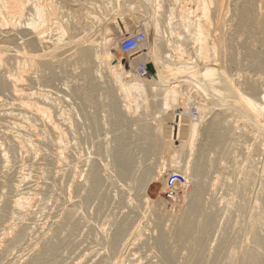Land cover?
<instances>
[{
    "label": "bare ground",
    "instance_id": "6f19581e",
    "mask_svg": "<svg viewBox=\"0 0 264 264\" xmlns=\"http://www.w3.org/2000/svg\"><path fill=\"white\" fill-rule=\"evenodd\" d=\"M67 1L69 2V4L73 3V5H70V7L72 9L74 6L75 7L77 5L79 6V4L81 2V0H80V2L79 1L76 2V0H67ZM67 1L66 0H0V98L3 97L1 99H5L3 93H7V94L11 95L16 100V101L14 100L16 103V104H14V109H15V105H16V107L19 108V109L17 108L20 111L19 113H21L18 115H15V114L13 115L12 113H10L13 116L20 117V119H15L17 121V123L15 124L16 125L15 128H17V130L19 132L16 130V132H18V133L16 135H13V136H10L11 134H9L10 138L11 137L14 138V141H10V142L16 143V144L13 143L14 146L16 145L15 147L19 148V150L22 151L23 153H27L26 155H28V156H31V155L35 156L36 155V156H38V158H40V156L37 154L45 153V151H46V155H47V152H48V154H50L49 150L48 151L46 150L48 148L50 150L52 149L53 153L55 152L56 158L58 159V161L55 162L56 159L54 158L53 161L55 163H57L59 161H61V163H63V162H65V160L68 159L67 156H66L67 159L65 158V160L62 159L63 157L61 158L60 156L61 155L63 156V153H65V152L66 153L68 152L67 154H70L69 152L72 151L69 148L71 146L69 144L68 139L71 136L72 132H73L74 136L79 137V134L77 135L76 131L78 130V133H79V129L82 128L81 124H79L81 126V127H79L76 122L73 124V122L75 120L72 121V119H71L72 124H70L71 123L70 122L69 127L65 126L67 128V130L65 129L66 130V132H65V130H62V129H64V128H62V126L64 127L65 124H68L66 122L63 125V123L65 121H68L69 118L68 119L65 118V120H61V119H63V116H62L63 114H62V115H59V116H62V118L60 120L57 119V117H58L57 111L52 110L55 107V106L53 107L52 101H50V102L48 101V102H45L43 104L41 103L42 104V106H41L38 97L29 98L30 93L29 94H26V92L23 93L24 92V91L22 92L23 89H21V88L19 89V87H22L21 84L24 83V81L26 83L28 82L29 84H31L34 81H37L35 79L39 80L38 77L37 78H35V77L37 75L40 77V75H39L40 73H43L46 71H48L50 73L51 71H54V69L60 68L61 66L68 65V64L77 66V69H79L78 71L82 75V78H84L85 82H87L89 85H91L90 83H92V86H89L90 87L89 89H91V90L90 91L86 90L87 91L86 93L85 92L81 93L82 91H80V92L75 91V90H72V91L75 92L76 93L75 96H77L78 99L81 100V104L80 103L78 104V105H80V106H78V108H79V112H81L79 114H81L82 117L85 118V120H84V118H82L83 122L87 121L88 126H90V129H92L94 134H96L95 132H97L99 130V128H100L99 126L102 127V124H105V123L102 122V124L100 123L101 125H99L98 122L100 120L99 121L97 120L96 114L93 112L90 113L88 111L89 107L87 104H85V101H87V102L90 101V100H87L89 98L88 95L91 93H92V95H93V93H97V92L99 93V97H97L95 99V101H94V99L92 101L94 102L93 104L96 105V107H98L100 110L102 108H107V107H105L106 104L107 105L111 104V106H112L111 107L112 110L109 109V110H111V113L108 114L109 115L108 120L111 121L119 129V130L117 129V131H119V133H118V135L115 136V139L113 138L114 141H116V142L113 141L115 143V145H114L115 147H114V149L112 147V150L110 149L111 153L110 152H109L110 154L108 153L110 156L107 154L108 147L110 145L107 147L106 150H105V146H104L108 141L105 144L101 145L100 147L103 146L104 148H100V149L103 150L102 152H104V153L106 152V155L109 156L111 159H113L112 162H114V165L116 164L115 165L116 171L114 170L115 174L112 172L113 175H115V178L118 177V178H120V180L121 179L126 180V179H129L132 176V174L134 176L133 168H135V166H133V168H132V165H134L135 160L133 158L129 157V155H128L129 153H126L127 147H130V145L132 147L135 144L136 149L140 152V153H138V152L137 153L141 154V156L143 157L142 158L140 156L141 159H145V158L147 159L148 157H150L152 159V157H154V156L156 158V155H159V156L163 155L166 158V160H164V162L161 159L160 160L162 162L161 161L157 162L158 161L157 159H156L157 161L154 160L152 162V160L150 159L151 160L150 161L148 158V160L150 161V164L145 163V165H147V166L142 165L144 167H141V168L137 167L138 169H141V173H138L139 170H137L138 171L137 173L139 176L137 175L136 178L132 176L133 187L135 186V188L138 191L139 190L143 191V189H146V191L148 190V192L150 193L149 196L146 195L147 199L145 197L146 200L144 201L145 202L144 204L151 202L152 206L154 208L153 209L154 212H151L150 218H147V219L149 220V222L150 221L152 222V225H154V228L157 227V229H159V231H158L159 233L157 232L158 234L156 235V237L154 239V245H155V248L157 249L158 253L160 254V258L162 260H166L169 263L172 262L174 264V255L172 254V252H169L171 246H168V244H170L171 242L176 243V245L183 246L186 251H198L200 248H202L201 247L202 242H203L204 236L207 232L208 226L210 224H212L213 222H217L218 219L220 218V215L217 214L215 212V210L211 209L210 211H208L206 209V207H205L206 198H204V194L206 195V186H204L203 182L201 183V181L199 180L201 183L200 184L199 181L196 180L197 178L195 179V177H200V176H203L208 171L210 172V170L218 162L219 163L221 161L224 162L226 159L232 160L231 163L234 164L232 166V168H233V170H235L236 169L235 165L238 164V162H239L237 160V155H236L237 153L235 152V149H236L235 147L237 145L235 139H242V138L247 140V142L249 143L247 145L248 148L245 147V149H248V150H246L247 151V153H245L246 158L244 159L246 163L238 164L239 165L238 171L234 172V174H237L239 176V177H236L237 181H236V179L234 181L232 180V182L230 181L231 179L226 180L223 184L224 187L222 184H221V186L223 188H225V190H227L226 192L230 193L229 195L233 196V197H231L232 199L229 198L230 199L229 204L236 203L234 208H236L237 212H239V213L240 212H246V221H245L244 225L242 226V229L245 231L244 233L248 237L249 241H252L258 247L263 246L264 245V235L261 234L262 232L260 231V229L262 227H264V161L261 160L263 164H262V167H260L261 168V170H260L259 168L256 167V162L253 161L252 155L255 154V156H258V157L264 156V90L260 91V88L258 86L260 84H263L262 81H264V80H262V78L260 76V78L255 79V80H253L254 78L253 79L252 78L251 79H244V81H243L244 83H241V82H238V80L236 81V80H233L232 78H230L229 77L230 75L229 76L227 75L226 68H224L225 66L222 67V65H225L222 61L225 57H222L223 59L221 60L220 59L221 57L218 56L219 51L222 48H223L222 50H224V52H226V53L223 52V54L228 53L227 57H226V58H228V60L225 63H227L228 65L232 64L233 66H236V67H241L242 65H244L243 64L244 62L242 60H240L239 58H237L238 52L235 53V55H237L235 57L234 51H233L234 45L232 47L233 50L231 49V46L226 47L227 45H222V44L220 45V43L222 41L230 39V38H228V36L221 35L220 32L218 31L220 29H217L218 26H220L226 20L228 21L230 19V18L226 19V20L224 19V18H226V16H225L226 14L224 12L226 10L231 9V7L228 6L229 4L227 5L228 0H184L190 4L192 3L195 5L194 11L191 8H187V4L184 1L180 4V6L179 5L177 6L178 8L175 5L176 9L170 10V9L165 7V4H166L165 0H125V2H127L128 4H122V5H121V0H98V2L100 4L98 5L99 7H96L95 9H97L96 11L99 13L101 11H98V10H103V11L108 10V12H110V11H112L111 9L114 10L116 8L118 10V7L123 8L126 5L128 7L127 8L128 11L131 10L130 12H134V15H131L134 18V23L132 21L133 27H135V28H137L139 26L142 27L145 30L144 33H146L148 36V40L143 44L147 48V53L146 54L144 53L143 55L148 56L150 58L149 65H151V66H149V67L151 68L150 70L153 69L156 72V75L158 77V80L156 82H149L147 80H142L141 79L142 77H140V75L136 74L135 71L133 73H132V71L131 72L126 71L124 69L123 64H122V60H121L122 58H119L117 56V53L119 51L117 53L115 51L118 48V46H115L117 43H115L113 41V39H112L113 37H111V35H108V34H105V35L101 34V37L96 38L97 35L100 36V34L96 33V36H95V34H94L95 32L93 33L95 37L89 36V32H90L89 30H91V28L88 29L89 27L87 28L86 26L88 24L90 25V23H92L93 20L89 17L92 20L90 22V19L88 21V19H85V18L87 16H91V15L85 14L86 17L84 18L80 14V16L83 17V19L87 20L88 24L85 23L86 21L84 22L87 25H85L82 22V21H84L83 19L80 22H78V21L76 22L75 17H74L75 18L74 20H72L73 18L70 19L71 18L70 13L72 12L74 14V12H77L78 10H77V8L72 10L68 6ZM83 1H82V4L85 3V2L83 3ZM176 1L177 0H175V2ZM179 1L180 0H178V2ZM250 1H254V0H237L236 4H234L233 8L231 9L233 11L232 12L233 16H231L232 18L230 19L229 22L233 21L236 23L235 31H236V33H239L238 34L239 37L249 34L253 38L256 39L257 43H260L264 47V17L261 18L260 14L258 17L255 15L256 11H255V7L253 4L255 2H250ZM75 2L78 4L75 5L74 4ZM92 3H95V2H92ZM232 3H233V1H232ZM262 3L264 4V0H261V4ZM90 5H91V3H90ZM83 6H85V4ZM83 6H81V7L83 8ZM121 8H120V12L122 14H124L122 11L123 9L121 10ZM65 9H66V11H65ZM67 9L71 10V12L68 11ZM84 9H85V7H84ZM116 9L114 11H116ZM81 10H83V9H81ZM81 12H83V11H81ZM79 13L80 12L78 11L77 16H79L78 15ZM117 13H118L117 14V16H118L119 12H117ZM66 14L68 16L70 15L69 19L64 18V17L68 18V16ZM83 15H84V13H83ZM109 15H112V14H109ZM114 15L116 16V13H114ZM164 16H165V18H164ZM91 17H93V16H91ZM95 17H93V18H95ZM104 18L105 17H103V19ZM112 18H113V16H111L109 19L113 20ZM175 18L178 20L174 22L173 19H175ZM78 19H81V18H77V20ZM99 20H100V18H99ZM73 21H75V22H73ZM100 21H102V20H100ZM107 21H108V19H107ZM212 21H214V23H215L214 24L215 25L214 30H212V28L210 27V25L212 24ZM96 22L97 21H95L94 23H96ZM166 22H168V24ZM94 23H92V24H94ZM106 23L108 26L109 25L108 22H106ZM97 24H98V22H97ZM164 24L169 25V26L172 24L173 27L170 30V32L166 33V30H165V32H164V30L163 31L161 30L162 28L164 29V27L166 26V25L162 26ZM102 25H104V24H102ZM128 25H129V23H128ZM161 26H162V28H161ZM90 27H92V26H90ZM93 27H94V25H93ZM95 28L96 27H94L93 29H95ZM167 28H168V26H167ZM93 29H92V31H94ZM101 29H102V27H101ZM109 29H111V28H109ZM115 29H117V28H115ZM115 29H113V30H115ZM127 29H128L127 26H125L124 30L126 31ZM131 29H132V27H131ZM131 29H130V31H131ZM138 29H135V30H138ZM169 29L167 31H169ZM95 30H98V29L96 28ZM106 32H104V33H106ZM111 32H109V33H111ZM113 32H116V31H113ZM126 32H128V30ZM98 33H100V32L98 31ZM120 34H121V32H120ZM146 34H144V36ZM115 35H117V34H115ZM164 35L168 36V37H165ZM234 35L235 34H233V37H234ZM126 37H128V36H126ZM230 37H232V36H230ZM119 38H120V35H119ZM124 38L122 36V39H124ZM237 38H238V36H237ZM115 39H117V37ZM120 41H118V42H120ZM237 41H238V39H237ZM250 44L248 43V47L244 48V54H242L241 59L246 61L247 65L249 67L254 68V69H258L259 72L264 74V53H262L260 55V54H258L259 53L258 52L256 55V52H254L252 49V48H254L253 45L255 43L253 42L252 48H251ZM188 45H191L192 48H190V46H188ZM112 46L117 47V48L114 49ZM187 46L189 47L188 49L192 50V53L194 54V59H193V54H192V57L190 55H189V57L184 56V54L186 52L187 53L190 52V51H186V50H188L186 48ZM70 50H71V52H70ZM67 51H69V53H71V55L70 56L66 55L67 59H60L59 57L60 56L63 57L62 55L64 53H66ZM132 54H135V52ZM140 55H142V54H140ZM136 56L133 55V60L136 58L138 60L139 55L137 57ZM145 56L143 58H145ZM134 57H136V58H134ZM56 58H58L59 60H62V61L58 62L59 60L57 59V61H56L55 60ZM141 60H143L142 56L140 57V61ZM133 62L134 61H132V63ZM137 62H139V61H137ZM141 62H143V61H141ZM74 66H72V67H74ZM9 67H11V68L9 69ZM125 67H126V65H125ZM77 69H76V71H77ZM100 70L102 71V75L100 73L101 72ZM227 70H228V67H227ZM27 71L31 72L30 74H33V75L37 74V75H35V77H33L31 75V77H30L29 73L26 74ZM44 74H46V73H44ZM76 74H77V72H76ZM55 75H57V72H55ZM59 75H61V74H59ZM99 75H101V78L103 79V81H101L102 83L98 82L99 81L98 79L102 80ZM62 76H64V75H62ZM244 76H245V74H244ZM243 77H242V79H243ZM263 77H264V75H263ZM26 83L22 84V85H25V88H26ZM29 88H30V85H29ZM192 88H193V90L195 88V90L192 91ZM34 93L32 95H34ZM1 94H2V96H1ZM7 96L8 95H6V99H8V102H9V98H7ZM65 97L67 98V96H65ZM69 97H71V95ZM47 98H49V96ZM1 99H0V101H1ZM43 99H44V97H43ZM73 99L75 100V98H73ZM17 100H19L18 105H17V103H18ZM49 100H50V98H49ZM52 100H53V98H52ZM5 101H7V100H5ZM14 101H13V99H12V101L10 100L11 103L12 102L14 103ZM83 101H84V103H82ZM178 101H180V102L181 101H183V102H185V101H187V102L191 101L192 102L193 101L194 102V103L193 102L190 103V105L195 104L198 107L197 109H200V111L199 110L198 111L201 113L198 123H191L189 121V119L187 118L188 115H186L188 112L187 113L185 112V114L183 112L181 115H179V117H177L178 121H176L177 123L174 124V117H173L174 113L171 110H175L174 107H177L176 104L178 103ZM1 103H2V101H1ZM214 103H216L215 106L218 107V109H212L211 107H209V105H213ZM72 105H73V103H72ZM187 105L188 104H186V109L188 108L187 110H189V107H187ZM9 109H11V108H9ZM183 109H184V107H183ZM18 110H16V111H18ZM109 110H108V113L110 112ZM106 111H103V112H106ZM138 111H140V112H138ZM59 113H60V111H59ZM27 114H29V116ZM56 114H57V116H56ZM106 114H107V112H106ZM108 115H107V117H108ZM205 115H209V116L211 115V116L207 117L208 119H205L206 118ZM13 116H10V117H13ZM55 116H56V118H55ZM98 117H99V115H98ZM237 117H239L240 120H242V119L243 120L240 122V120ZM13 119H14V117H13ZM13 119H12V121H13ZM35 120H37V121H35ZM40 121L42 122L41 123L42 125L39 124V127H37L36 124L40 123ZM34 122H37V123H34ZM107 123L108 122H106V124ZM109 124L107 126H109ZM43 125L46 126V128H44V131L40 128V126H43ZM110 126L112 127V124ZM131 126L133 127V129ZM77 127H79V129H77ZM39 128H40V130H42V132L39 131ZM45 129H47V131H45ZM68 129H72V132ZM85 129L87 130V128H85ZM100 130H101V128H100ZM126 130H128V132ZM69 131H70V133H69ZM16 132H14V133H16ZM89 133H91V131ZM84 134H86V132H84ZM94 134L91 135V137L93 136L95 138ZM89 137H90V134H89ZM13 138H11V139H13ZM76 138H74L75 141H76ZM80 138H81V135H80L79 139ZM82 138L84 139V137H82ZM82 138H81V140H82ZM105 138H108V137H105ZM105 138H103V140ZM79 139L77 140L78 142H79ZM111 139H110V141H111ZM69 140H73V139H69ZM93 140L96 141V139H93ZM93 140H92V142H94ZM98 140H100V139L98 138ZM77 141L75 143H77ZM90 141H91V139H90ZM237 142H239V141H237ZM240 142H241V140H240ZM81 143H83V142H81ZM97 143H98V141H97ZM235 143H236V145L234 147ZM99 144H102V143L99 142ZM94 146H97L96 148L99 147L98 144L97 145L95 144ZM94 146H91L92 149L94 148ZM91 147H89V148H91ZM1 148H0V151H1ZM74 148H75V146H74ZM68 150H70V151H68ZM96 150H99V149H96ZM96 150L94 149V151H96ZM100 151H99V153H101ZM50 152H52V151H50ZM96 152H98V151H96ZM209 152H213L214 154H218V155H216L215 158H213L212 156L209 155ZM3 153H4V150H3ZM73 154H75V153H73ZM102 154H101V157H103V155L105 157V154H103V155ZM193 154H194V157H192L193 160L190 158V160H192V163H190V161L188 159H189V157L193 156ZM93 155H96V154H93ZM178 155L180 158H181V156H183V158H184V162H182V164H180L181 161L178 162V157H177ZM1 156H0V159L3 158ZM98 156L96 157V159L98 158ZM159 156H157V157H159ZM42 157H44V156H42ZM49 157H51V154ZM53 157H55V156H52L51 158H53ZM72 157H75V156H72ZM101 157H99V159H97L99 161L93 160L90 163L88 162V164H87L89 166V169H88L87 174L85 173L86 174L85 180L84 181L82 180L83 181L82 184L80 182V187H81L80 189H82V195H80L81 199L82 198L83 199H89L92 196V194H96V193L97 194H103V193H99V192H101L102 188L104 187L103 186L104 182L102 183V180L106 181V179L104 180V178H106V177L101 179V175H103V172L104 173L107 172L106 167L109 164H107L106 166L104 165L105 163L102 164L101 163L102 162ZM5 158H7V157H5ZM45 158H46V156H45ZM60 158L62 160H60ZM262 158L264 159V157H262ZM90 159H94V158H90ZM100 159H101V162H100ZM48 160H49V158H48ZM48 160H47V162L50 161V160L49 161ZM81 161H82V158H81ZM243 162H241V163H243ZM5 163H7V162H5ZM49 163H46V164H49ZM67 163H68V165L71 164L70 161H68ZM157 163L158 164L160 163V165H162L164 163L163 165L169 166L170 169L175 168V170L177 169L176 171L184 173L185 175H188L190 177V179H191V177L192 178L194 177V179L197 181V183H199V184L195 183V185L193 184L192 189L189 192L187 191L188 193L186 192V196H187L186 200L188 202V203L185 202L187 204L186 209H184L183 211L179 210V213L177 212L178 211L177 210L176 214H178V215L173 214L170 216L169 214H166V211L164 212L165 200L162 199V197H161L162 194L159 193L162 189H161V186H158V183H156V180L158 179L159 174L162 173V172H159L160 167L158 168L159 165ZM54 164H53V166H54ZM63 164H61V166ZM42 165L44 166V163ZM59 165H60V162H59ZM64 165L67 166L66 162ZM138 165H140V164H138ZM72 166L74 167L75 164ZM57 167H59L58 163H57ZM69 167H71V166H69ZM73 167H72V169H73ZM221 167L222 166H220V169H221ZM41 168H43V167H41ZM59 168H57V169L59 170ZM61 168H60V170H61ZM163 168H164V166H163ZM224 168H225V166H224ZM64 169L65 170L62 169L63 172L61 171L62 174L59 177H61V176L64 177L65 179H67L68 183L69 182L72 183L73 180H76L77 177H75V175H74L75 174L74 169L72 170L71 168H68V166ZM113 169H115V168H113ZM157 170H158V173H156ZM21 171H22V173L24 172L23 170H21ZM12 172H14V171H12ZM22 173H21V175H22ZM109 173H111V172H108V174ZM24 174H25V172H24ZM27 174H28V172H27ZM58 174H60V173H58ZM40 175H42V173H40ZM55 175H57V174H55ZM178 175H179V173H178ZM29 176H31V175L29 174ZM77 176H79V175H77ZM81 176H82V174L79 177H81ZM154 176L157 177V179H155ZM253 176L256 177V179H255L256 184L251 183V178ZM22 177H19V179L21 178L20 182H23L27 176L25 174V176L23 178ZM43 177H46V176H43ZM30 178L31 177L28 178V181ZM109 178L111 179L112 177H109ZM118 178H116V179L118 180ZM51 179L53 180V178H51ZM61 180H62V178H61ZM187 180H189V179H187ZM43 181H44V179H43ZM49 181H51V180H49ZM52 182L54 183V180ZM28 183H30V182H28ZM44 183H46V182H44ZM48 183H50V182H48ZM115 183H116V181H115ZM117 183H119V182H117ZM110 184L111 183H109V185ZM213 184H215V183L213 182ZM213 184L210 185L211 188H210L209 195H208L212 199L214 196L213 193H215V192H213V191H215ZM55 185H54V187H55ZM77 185H78V183H77ZM254 185H255V187H254ZM15 186H13V187H15ZM27 186H29V185H27ZM69 186H70V184H69ZM186 186H187V183H186ZM17 187H19L18 184L15 188H13V190L14 191H15V189L17 190ZM39 187H40V185H39ZM44 187H46V186H44ZM77 187L79 188V186H77ZM77 187L75 185V188H77ZM41 189H42V187H41ZM70 190H71V188H70ZM14 191H12V192H14ZM17 191H19V188ZM25 191H28V190H25ZM128 191H130V190L128 189ZM106 192H107V190H106ZM121 192L122 191H120V193ZM15 193H16V191H15ZM123 194H125V192ZM123 194H121V195H123ZM145 194H143V195H145ZM18 195H19V192H18ZM27 195H28V197L25 196L24 193L20 194V196H17V194H16L17 197L15 196L16 198H14V196H13V200L10 199L12 201H10L9 206L8 205H7L8 207L6 206L7 207L6 209L9 212L8 217H10L9 222H12V224L11 223L10 224L5 223L7 225H5L6 227L4 226L5 228H4L3 233L0 232L4 238V241L2 240L4 243L2 244V246L0 245L1 249L3 248L2 250L0 249L1 252H3V250L6 251L9 248H16V247L18 248L21 243H22L21 244V246H22L26 235L28 236V234H26V233H28L30 230H32V227L29 230L28 227H30V226L29 225H28V227H27V225L25 226V223L22 222L23 220L21 219V217L25 216L26 213L28 212L29 204L32 205L30 203L32 198L29 197V194H27ZM118 195H119V193H118ZM183 195H184V192H183ZM221 197H223V196H221ZM70 198H72V197H70ZM224 198H222V199H224ZM239 199H244V200H243V202H239ZM179 200H181V199H179ZM179 200L177 199V201H179ZM207 200L210 201L209 198ZM32 201H34V200H32ZM248 201H249V203H248ZM66 204H67V202H66ZM178 204H180V203H178ZM98 205L100 206V208H101V206H103L102 202H100V201H98ZM69 207L70 206H68V208ZM73 207H74V205H73ZM136 207L134 206V208H136ZM100 208H98V209H100ZM183 208H185V207H183ZM71 210H70V212H71ZM73 210H72V213H73ZM136 210L138 211L137 208H136ZM232 213L233 212H231L230 214H232ZM174 215L177 216V219H178L177 220L178 221L177 222L178 223V229L174 233L172 240H171L170 236L167 235V230H168L167 224H169L172 220L167 224H166V222L169 221L168 218L175 217ZM16 216L20 217V220H22L21 222L24 223V225L23 224L18 225V223L20 221L18 220V218ZM73 216L70 213L68 216H66L68 218L65 220V222L71 226L75 225L74 223H72L71 217H73ZM27 218H28V216H27ZM15 220L17 221L16 222L17 225L15 222L13 223V221H15ZM127 221H128V219L125 220L126 224L128 223ZM123 223L124 222H122V224ZM129 223H131V221H129ZM12 225H14L15 227H13ZM137 225H138V223L136 224V226ZM123 226H124V224H123ZM35 227H36V225H35ZM148 227H149V225H148ZM124 228L126 229L125 226L124 227H118L117 230L112 234V236H110L111 239H109V240L107 239L108 241L106 240L107 241V244H106L107 246H105L106 251H104L105 253H103L102 254L103 256H101L104 259V261L106 259H108L111 262L113 261L112 264H123L125 258L127 260L126 253L129 252V249L131 248L132 245L135 244L136 241H134V244H132V245H130L129 242L125 241V239H124L125 237L121 235V232ZM35 229H37V228H35ZM133 229H135V228H133ZM145 229L147 230V228H144L143 230H145ZM148 229H150V227ZM2 230H3V227H2ZM2 230H0V231H2ZM145 231H143V232H145ZM140 232H141V229H140ZM142 233H140V234H142ZM138 234H139V232H138ZM138 234H137V236H138ZM129 235H128V233L126 235V237H128V239H129V237H131V234H129ZM142 236H143V234H142ZM142 236L140 235L139 237H142ZM147 236L145 235L146 240H147ZM135 238H137V237L135 236ZM135 240L139 241V239H135ZM141 241H143V240H141ZM136 245H137V242H136ZM248 245L249 244L246 243L243 246H234L231 250H229L226 254L227 261L225 264H264V258H262V254L261 253L256 254L253 251H249L246 248V247H248ZM143 246H139L140 249ZM128 247H130V248H128ZM137 247H138V245L136 246V248ZM224 247L225 246H221V245L217 246L216 245V248H214L213 250H210V253H209L210 259L208 260L207 264H215V260L217 258V255L219 254V251L222 250ZM101 248H102V246H101ZM133 248H131V249H133ZM130 251H132V250H130ZM136 252L138 253V250ZM107 261H106V263H107ZM110 261H109V263H110ZM128 261H129V259H128ZM82 262H84V261H82ZM133 263H134V261H133ZM139 264H140V262H139Z\"/></svg>",
    "mask_w": 264,
    "mask_h": 264
},
{
    "label": "rangeland",
    "instance_id": "374dc122",
    "mask_svg": "<svg viewBox=\"0 0 264 264\" xmlns=\"http://www.w3.org/2000/svg\"><path fill=\"white\" fill-rule=\"evenodd\" d=\"M67 1V0H66ZM80 2V0H76V2ZM82 1L80 2L79 6L77 5L78 3H74L75 5H77L76 7L74 6L73 9L70 7V5H73V3L69 4V2L67 1V4L68 6L74 10L77 8V10L80 12L77 16V12H74V14L71 12V10L67 9L68 11H70V17L68 16L67 17H64L65 19H72L74 20L76 18V22H80L83 17L85 18L86 15H91V16H87L85 19H90V22L92 21V23H94L95 21L97 22L92 24L90 23V25L88 24L87 20L83 19L84 21H82L83 23H87L85 25H87L86 27L88 29L91 28V30H89V36H96V33L97 34H100L97 35L96 38L98 37H101V34H108V35H111V37H113V41L115 43H117L115 46H118L117 47H114L112 46L114 49L117 48L115 51L117 53V56L119 58H122V64L124 66V69L126 71H132V73L135 71L136 74L140 75V77H142L141 79L142 80H147L149 82H156L158 80V77L156 75V72L152 69L150 70L151 68L149 66V61H150V58L148 56H145L143 55L144 53L146 54L147 53V48L143 45L147 40H148V36L145 32V30L142 28V27H133L132 25V21L134 23V18L131 16V15H134V12H130L127 10V5L124 6L123 8H121V10L123 11L124 14H122L120 12V8L118 7V10L116 9V11H114L113 9H111L112 11L108 12V10H98V11H101L100 13L97 12L95 9L96 7H99L98 5L100 4L98 2V0H84L83 3L85 4V6H83L84 4H82ZM124 1V2H123ZM121 0V5L122 4H128L127 2H125V0ZM167 1V2H166ZM171 1V2H170ZM173 1V2H172ZM184 0H180L178 2V0L175 2V0H165V7L172 10V9H176L175 8V5L176 7L183 2ZM230 1V2H229ZM233 1V3H232ZM236 1L237 0H228L227 2V5L229 7H231V9L233 8V5L236 4ZM92 2H95V3H92ZM186 4H187V8H191L193 11L195 10L194 7L195 5L194 4H190L188 3L187 1H184ZM250 2H255L253 3L254 4V7H255V11H256V16L258 17L259 14L261 16V18L264 17V4L262 3L261 4V0H254V1H250ZM89 3V4H88ZM91 3V5H90ZM175 3V4H174ZM82 4V5H81ZM88 4V5H87ZM95 4V5H94ZM90 5V6H89ZM97 5V6H96ZM174 7H173V6ZM83 6V8L81 7ZM88 6V7H87ZM172 6V7H171ZM81 7V8H80ZM85 7V9H84ZM90 7V8H89ZM171 7V8H170ZM94 10H93V9ZM178 8V7H177ZM83 9V10H81ZM226 10L224 13L226 14V18H224L225 20L226 19H231L233 16V11L232 10ZM66 11V9H65ZM83 11V12H81ZM134 11V10H133ZM108 12V13H107ZM113 12V13H112ZM117 12H119V17L117 16ZM260 12V13H259ZM84 13V15H83ZM114 13H116V16L114 15ZM137 13V12H136ZM80 14L83 16H80ZM86 14V15H85ZM109 14H112V15H109ZM122 14V15H121ZM101 15V16H100ZM121 15V16H120ZM111 16H113V20L109 19ZM75 17V18H74ZM90 17V18H89ZM100 21L99 20V18ZM103 17H105L103 19ZM117 17V18H116ZM63 18V19H64ZM77 18H81V19H78ZM116 20H115V19ZM165 18V16H164ZM64 19V20H65ZM96 19V20H95ZM108 19V21H107ZM230 19L227 21H225L224 23H222L220 26L217 27V29H220L218 30L220 32L221 35H224V36H228V38H230L229 40H224L220 43V45H227L226 47L228 46H231V49L233 47V51H234V55L236 52H238V57L240 60H242L244 63V65H242L241 67H236V66H233L232 64L228 65L227 63H225L228 58L227 57V54H223L224 50H220L219 51V57H221L220 59L222 60L223 58L222 57H225L222 61L225 65H222V67L226 68V72H227V75L232 78L233 80H238V82H241V83H244V79H258L262 78V80H264V77L261 72H259L258 69H254V68H251L247 65L246 61H244L243 59H241L242 57V54H244V48H247L248 47V43L250 44L251 48H252V45H253V42L255 43L253 46L254 48L253 51L256 52V55L257 53L258 54H262L264 53V47L260 44V43H257L256 39L253 38L251 35H244V36H241L239 37V33H236L235 31V26H236V23L230 21ZM95 20V21H94ZM100 22H99V21ZM178 19H173V21H177ZM73 21V22H75ZM108 22V26H107V23ZM113 21V22H112ZM115 21V22H114ZM128 21V22H127ZM105 22V23H104ZM110 22V23H109ZM229 22V23H228ZM114 23V24H113ZM117 23V24H116ZM122 23V24H121ZM129 23V25H128ZM168 24V22H166ZM92 24V25H91ZM104 24V25H102ZM117 26H116V25ZM126 24V25H125ZM173 24V23H172ZM172 24L169 26V25H162V26H165L164 29L162 28L161 26V30L165 32L166 30V33L167 32H170V30L172 29ZM214 21H212V24L210 25V27L212 28V30L215 29V25H214ZM96 27L98 30H95L93 29L94 27ZM99 25V26H98ZM101 25V26H100ZM92 26V27H90ZM105 28H104V27ZM112 26V27H111ZM116 26V27H115ZM125 26H127V30L128 32H126L124 30ZM129 26V27H128ZM168 26V28H167ZM99 27V28H98ZM102 27V29H101ZM122 27V28H121ZM132 27V29H131ZM223 27V28H222ZM111 28V29H108ZM115 28H119L118 30L115 29ZM131 31H130V29ZM139 28V29H138ZM170 28V29H169ZM92 29L94 31H92ZM101 29V30H100ZM107 29V30H106ZM115 29V30H113ZM135 29H138V30H135ZM141 29V30H140ZM169 29V31H167ZM227 29V30H226ZM116 31V32H113V31ZM124 30V31H123ZM160 30V31H161ZM98 31L100 33H98ZM107 31V32H106ZM112 31V32H111ZM121 34H120V32ZM161 31V32H162ZM223 31V32H222ZM95 32V33H94ZM102 32V33H101ZM106 32V33H104ZM111 32V33H109ZM136 32V33H135ZM174 32V31H173ZM234 32V33H233ZM92 33V34H91ZM94 33V34H93ZM113 33V34H112ZM117 35H115V34ZM126 33V34H125ZM143 33V34H142ZM163 33V32H162ZM218 33V32H217ZM232 33V34H231ZM128 34V35H127ZM131 34V35H130ZM137 34V35H136ZM144 34H146L144 36ZM219 34V35H220ZM233 34L234 37H233ZM119 35H120V38H119ZM232 37H230V36ZM94 36V37H95ZM115 36V37H114ZM122 36L124 39H122ZM128 36V37H126ZM131 36V37H130ZM144 36V37H143ZM147 36V37H146ZM165 36V35H164ZM238 36V38H237ZM117 37V39H115ZM165 37H168V36H165ZM232 38V39H231ZM115 39V40H114ZM144 39V40H143ZM238 39V41H237ZM241 39V40H240ZM120 42H118V41ZM246 45V46H245ZM190 46V48H192L191 45H188ZM186 47L187 49L189 47ZM244 46V47H243ZM143 47V48H142ZM225 47V48H226ZM224 48V49H225ZM237 48V49H236ZM141 50V51H140ZM186 50V49H185ZM64 51V50H63ZM66 51V50H65ZM129 51V52H128ZM186 51H190V52H186L184 54L185 57H189V55L192 57V50L191 49H188ZM243 51V52H242ZM71 52V50H70ZM135 54H132L134 53ZM61 53V52H60ZM226 53V52H224ZM119 54V55H118ZM142 54V55H140ZM187 54V55H186ZM255 54V53H254ZM67 56H70L71 53H69V51H67L66 53H64L62 56L63 57H59L60 59H67ZM133 55L134 56H138L139 55V58L137 60V56L134 57L136 59L133 60ZM226 55V56H225ZM235 55V57L237 56ZM142 56V59L141 62L140 61V57ZM145 56V58H143ZM58 58H56L55 60L57 61ZM193 59H194V54H193ZM59 60V59H58ZM125 60V61H124ZM139 62H137V61ZM62 60H59L58 62H60ZM132 61H136L135 63ZM129 62V63H128ZM131 62V63H130ZM131 64V65H130ZM246 64V65H245ZM126 65V67H125ZM74 65H63L61 66L60 68H57V69H54V71H51L50 73L48 71L46 72H43V73H38L40 75V77L37 75L35 77V75L33 74H30L31 72L27 71L26 74H30V77L31 75L35 78H39L38 79H35L37 81H34L33 83L29 84L28 82L26 83L24 81V83L22 84H25L26 83V88H25V85H22L21 86L23 87H19V89H23L22 92L26 94H29V98H35V97H38L39 98V101H40V105L42 106L43 103L45 102H50L52 101L51 103L53 104V109L52 110H56L57 111V114H58V117L57 119H61L62 116H63V119L61 120H65L68 119V121H65L63 123V125L67 122L68 124H65L64 127L62 126V130H67L66 127H69V123L72 124V121L73 124L76 122L78 124L79 127L82 126V128L79 129V127H77V129H79V133H78V130L76 131L77 135L79 134V137L81 135V138L84 137V139L81 138L79 139L78 136H74L73 135V132H72V129H68L72 132L71 136L69 137V139H73V140H69V144L71 147H69L72 151H70L69 153L70 154H67L66 152L63 153V156L61 155L60 157L62 159L65 160L66 156L68 157L67 160H65L66 162V165L68 166V168H71L72 169V165L75 164V168L73 167L74 169V175L76 178V180H73L72 183H68L67 179H65L64 177H59L61 174H62V169L65 170L64 168H66L67 166H65V162L61 163L60 162V165H59V162L58 163V166L57 167V163H55L56 161H58V159L56 158V155H55V152L53 153V150L51 149H46L47 151L49 150V153L51 154V157L52 156H55L53 158L49 157L50 154H48L47 152V155H46V151L45 153H42V154H37L40 156V158H38V156H34V155H31V156H28L26 155L27 153H23L22 151L19 150V148L15 147L14 142H10V141H14V138L11 139L10 136H13V135H16L19 131L17 130L16 127V123L17 121L15 119H20V117H17V116H13L14 114L15 115H18V114H21L19 113L20 111L18 110L19 108L16 107L15 105V109H14V104L15 103V99L7 94V93H3L4 94V97L5 99H1L3 97H1V101H0V148H1V151H0V156L3 157L2 159H0V230H2V227H3V230L0 231L1 233H3L4 231V228L6 227L5 225H7L8 223L12 224V222H9V212L7 211V207L9 206L10 204V201L13 200V196L14 198H16L17 196H20V194H23L25 196L28 197L27 194H29V197L32 198L30 203L32 205L29 204V210L28 212L26 213L27 216H23L21 217V219L23 220H20V217L16 216L18 218V220L20 221L18 223V225L20 224H23L25 223V226L28 225L30 228L32 227V230H28L29 232L26 233L28 234V236L26 235L25 237V240L23 241V245L21 246V244L19 245V249L16 247V248H9L8 250H3V252H1V247H0V264H112L113 261L111 262L110 260L106 259L104 261V259L101 257L103 256L102 254L105 253L104 251H106V247L107 246V241L110 238V236H112V234L117 230L118 227H126V229L124 228L121 232V235L124 236L125 238V241L129 242L130 245L134 244V241L137 242V245L138 247L136 248V242L134 245L131 246V249H129V252L126 253L127 255V260L125 258L123 264H173L172 262H168L166 260H162L160 258V254L158 253L157 249L155 248V245H154V239L156 237V235L159 233V229H157V227L154 228V225H152V222L147 219V218H150V214L151 212H154L153 211V206H152V203L151 202H148L146 204H144L145 200L147 199V196H149V192L148 190L146 191V189H143V191L141 190H137L135 188V186L133 187V174L132 176L129 178V179H121L118 178V180L115 178V175H113V173L115 174L114 170L116 171V164L114 165V162L113 159H111L109 156V154L111 153L110 152V149L112 150V147L114 149V145L116 141H114L115 139V136L118 135L119 131H117V127L111 122L109 121V115L111 113V110H112V106L111 104L107 105L105 107L107 108H102L101 110L96 107V105H94L93 103V99L95 101V99L97 97H99V93H92L88 95V99L87 100H90L89 102L85 101V104L88 105L89 109L88 111L90 113H95L96 116H97V120L99 121V125L103 123L106 124V122H108L106 125L105 124H102V128L101 126H99L101 128H99V130L97 132H95L96 134H94V132L92 131V129H90V126H88L87 124V121H84L83 122V119L84 117H82L81 112H79V108L78 105L79 103L81 104V100L78 99L77 96H75V92H73L72 90H75V91H82L81 93L83 92H87L88 90L90 91L91 89H89L90 87L89 86H92V83H90L91 85H89L87 82H85L84 78H82V75L79 73V69H77V66H74ZM129 66V67H128ZM131 66V67H130ZM233 66V67H232ZM227 67H228V70H227ZM11 67H9L10 69ZM62 68V69H61ZM130 68V69H129ZM61 69V70H60ZM64 69V70H63ZM66 69V70H65ZM77 69V71H76ZM129 69V70H128ZM68 70V71H67ZM61 71V72H60ZM67 71V72H66ZM71 71V72H70ZM74 71V72H73ZM101 71V70H100ZM55 72H57V75H55ZM60 72V73H59ZM65 72V73H64ZM73 72V73H72ZM77 72V74H76ZM46 73V74H44ZM48 73V74H47ZM52 73V74H51ZM54 73V74H53ZM71 73V74H70ZM101 75H102V71L100 72ZM99 73V74H100ZM25 74V75H26ZM61 74V75H59ZM81 76H80V75ZM247 77H245L244 76ZM47 75V76H46ZM54 75V76H53ZM64 75V76H62ZM67 75V76H66ZM77 75V76H76ZM101 75L100 78H101ZM245 77H243V76ZM44 76V77H43ZM66 76V77H65ZM241 76V77H240ZM52 77V78H51ZM65 77V78H64ZM71 77V78H70ZM81 77V78H80ZM104 77V76H103ZM243 77V79H242ZM48 79V80H47ZM63 79V80H62ZM81 79V80H80ZM102 79V78H101ZM240 79V80H239ZM52 80V81H51ZM100 83H102L100 79H98ZM153 80V81H152ZM46 83H45V82ZM32 82V81H31ZM54 82V83H53ZM53 83V84H52ZM56 83V84H55ZM86 83V84H85ZM263 84H260L258 85L259 88H260V91H263L264 90V81H262ZM38 84V85H37ZM52 84V85H51ZM59 84V85H58ZM61 84V85H60ZM63 84V85H62ZM259 84V83H258ZM29 85H30V88H29ZM41 86V87H40ZM51 86V87H50ZM54 86V87H53ZM75 87V88H74ZM34 88V89H33ZM62 88V89H61ZM26 91H25V90ZM37 89V90H36ZM40 91H39V90ZM78 89V90H77ZM262 89V90H261ZM36 90V91H35ZM43 90V91H42ZM87 90V91H86ZM195 90V88H194ZM193 88H192V91H194ZM39 91V92H38ZM21 92V93H22ZM36 94H35V93ZM41 92V93H40ZM70 92V93H69ZM34 93V95H32ZM44 94V95H43ZM6 95L7 98H9V102H8V99H6ZM55 95V96H54ZM71 95V97H69ZM2 96V94H1ZM41 96V97H40ZM49 96V98H47ZM67 96V98L65 97ZM93 96V97H92ZM12 97V98H11ZM44 97V99H43ZM47 99H46V98ZM95 97V98H94ZM41 98V99H40ZM53 98V100H52ZM72 98V99H71ZM75 98V100L73 99ZM14 101V103L12 104L10 102V100ZM47 101H46V100ZM7 100V101H5ZM43 102H42V101ZM45 100V101H44ZM19 100H17L18 102ZM60 102V103H59ZM178 101V103L176 104L177 107H174L175 110H171L173 111L174 115V124L177 123L176 121H178V118L179 115H181L183 112L185 114V112L187 113L186 115L187 118L189 119V121L191 123H198L199 121V117L201 115V113L199 112L200 109H197L198 107L195 105V104H191L192 103L191 101L187 102H183L181 101ZM187 102V103H186ZM5 103V104H4ZM42 103V104H41ZM55 103V104H54ZM73 103V105H72ZM84 103V101L82 102ZM184 103V104H183ZM194 103V102H193ZM4 104V105H3ZM19 104V102L17 103V105ZM180 104V105H179ZM183 104V105H182ZM186 104L187 107H189V110L186 109ZM216 103H214L213 105H209V107H211L212 109H218V107L215 106ZM64 105V106H63ZM75 105V106H74ZM86 105V106H87ZM90 105V106H89ZM182 105V106H181ZM60 106V107H59ZM103 106V107H104ZM213 106V107H212ZM58 107V108H57ZM76 107V108H75ZM184 107V109H183ZM11 108V109H9ZM18 108V109H17ZM57 108V109H56ZM78 108V109H77ZM4 109V110H3ZM13 109V110H12ZM60 109V110H59ZM110 112L108 113V110ZM183 109V110H182ZM186 109V110H185ZM18 110V111H15ZM69 110V111H68ZM78 110V111H77ZM107 110V111H106ZM199 110V111H198ZM5 111V112H4ZM60 111V113H59ZM103 111H106V112H103ZM14 112V113H13ZM78 112V113H77ZM140 112V111H138ZM6 113V114H5ZM10 113H12L13 115H11ZM56 113V112H55ZM75 115H74V114ZM172 113V112H171ZM8 114V115H7ZM56 114V116H57ZM63 114V115H62ZM29 116V114H27ZM59 115H62V116H59ZM78 115V116H77ZM99 115V117H98ZM102 115V116H101ZM108 115V117H107ZM10 116H13V117H9ZM55 116V118H56ZM71 116V117H70ZM107 118H105V117ZM176 116V117H175ZM211 116V115H210ZM209 115H205V119H208L207 117H210ZM16 117V118H15ZM103 117V118H102ZM3 118V119H2ZM99 118V119H98ZM107 120H105V119ZM239 120L240 118L237 117ZM13 119V121H12ZM72 119V121H71ZM177 119V120H176ZM85 120V118H84ZM102 120V121H101ZM238 120V121H239ZM243 120V119H242ZM240 120V122L242 121ZM37 121V120H35ZM79 123H78V122ZM39 122V121H38ZM86 122V123H85ZM14 123V124H13ZM34 123H37V122H34ZM42 122L40 121V123H37L36 126L39 127V124H41ZM101 123V124H100ZM110 123V124H109ZM81 124V126L79 125ZM109 124V126H107ZM112 124V127L110 126ZM15 125V126H14ZM42 125V124H41ZM44 126V125H43ZM40 126V128L44 131V128H46V126ZM66 126V127H65ZM43 127V128H42ZM114 127V128H113ZM132 127V126H131ZM130 127V128H131ZM39 128V131L42 132V130H40ZM87 128V130L85 129ZM107 128V129H106ZM133 129V127H132ZM16 130L18 132H16ZM65 130V132H66ZM91 133H89L90 131ZM108 130V131H107ZM119 130V129H118ZM12 131V132H11ZM45 131H47V129H45ZM69 131V133H70ZM107 131V132H106ZM128 132V130H126ZM16 132V133H14ZM84 132H86V134H84ZM109 132V133H108ZM13 133V134H12ZM81 133V134H80ZM5 134V135H4ZM9 134H11L9 136ZM89 134H90V137H89ZM95 135V138L91 137V135ZM99 134V135H98ZM107 135V136H106ZM73 136V137H72ZM97 136V137H96ZM79 139V142L77 141ZM91 141H90V139ZM101 137V138H100ZM105 137H108V138H105ZM76 138V141L77 143H75V139ZM98 138L100 140H98ZM103 138H105L103 140ZM112 138V139H111ZM114 138V139H113ZM10 139V140H9ZM93 139H96L93 140ZM111 139V141H110ZM92 140L94 142H92ZM103 140V141H102ZM241 140V142H240ZM73 141V142H72ZM98 141V143H97ZM102 141V142H101ZM108 141V142H107ZM114 141V142H113ZM236 143L234 144V147L236 145V149H235V153L237 155V160L240 162H238V164H244L246 163L245 162V158H246V154L248 149H245V147H247V145L249 144L247 142V140L245 139H235ZM239 141V142H237ZM246 141V142H245ZM83 142V143H81ZM96 142V143H95ZM102 143V144H99ZM107 142V143H106ZM112 142V143H111ZM131 142V141H130ZM2 143V144H1ZM12 143V144H11ZM14 143V144H13ZM75 143V144H74ZM92 143V144H91ZM94 143V144H93ZM106 143V144H105ZM72 144V145H71ZM80 144V145H79ZM84 144V145H83ZM99 145L98 148H96L97 146H94V145ZM105 144V150L107 149L108 147V152L107 154L109 156L106 155V152H102L103 150H101L100 148H104L103 146L100 147L101 145ZM75 148H74V146ZM77 145V146H76ZM79 145V146H78ZM94 146V148L92 149L91 146ZM82 146V147H81ZM85 146V147H84ZM88 146V147H87ZM243 146V147H242ZM91 147V148H89ZM133 147V148H132ZM131 147H127V150H126V153H129V157L133 158L135 160V163L134 165H132V168L133 166H135V168H133V173H134V176L133 177H137L138 173H141V169H138L139 167H144L142 165H145L146 164H150V161L152 160V162L154 160H156L157 162H160L161 160H166V158L162 155V156H159V155H156V158L155 156L152 157V159L150 157L149 160L148 158L145 160V159H141V154H138L140 153L137 149H136V146L135 144ZM79 148V149H78ZM248 148V147H247ZM75 149V150H74ZM85 149V150H84ZM88 149V150H87ZM94 149H99V150H96L94 151ZM132 149V150H131ZM239 149V150H238ZM3 150H4V153H3ZM101 150V151H100ZM104 150V151H105ZM52 151V152H50ZM67 151V150H66ZM90 151V152H89ZM99 151L101 153H99ZM135 151V152H134ZM77 152V153H76ZM79 152V153H78ZM81 152V153H80ZM138 152V153H137ZM24 155H23V154ZM75 153V154H73ZM105 154V157L103 154ZM213 152H209V155L212 156L213 158H215L216 155L218 154H212ZM85 154V155H84ZM93 154H96V155H93ZM99 156H98V155ZM101 154L103 155V157H101ZM195 154V153H194ZM194 154L193 156L189 157V161L190 163H192V160L194 157ZM7 155V156H6ZM49 155V156H48ZM65 155V156H64ZM71 155V156H70ZM83 155V156H82ZM90 155V156H89ZM112 155V154H111ZM34 156V157H33ZM44 156V157H42ZM46 156V158H45ZM70 156V157H69ZM72 156H75V157H72ZM78 158H77V157ZM85 156V157H84ZM98 156L97 159H99V157L102 158V162H101V159H100V162L103 164L105 163L104 165L106 166L107 164H109L107 167H106V170L107 172L104 173L103 172V175H101V179L104 178V180L106 179V181H103L102 180V183H103V187L102 188V191L99 192V193H103V194H92V196L89 198V199H81V196L82 195V189H80V182L81 184L83 183V181L85 180V175L87 174L88 172V169H89V166L87 165L88 162L90 163L91 161H96V157ZM123 156V155H122ZM141 156V157H140ZM159 156V157H157ZM7 157V158H5ZM42 157V158H41ZM72 157V158H71ZM80 157V158H79ZM84 157V158H83ZM94 158V159H88V158ZM112 157V156H111ZM178 157V162L181 161L180 164H182V162H184V158L183 156H181V158L179 157V155L177 156ZM218 157V156H217ZM264 156H255V154L252 155V158H253V161L256 162V167L259 168L261 170L260 167H262V161H264V159L262 158ZM49 158V160H48ZM51 158V159H50ZM54 158L56 159L55 162L53 161ZM60 158V160H62ZM81 158H82V161H81ZM106 158V159H105ZM143 158V157H142ZM190 158L192 160H190ZM212 158V159H213ZM7 159V160H6ZM30 159V160H29ZM33 159V160H32ZM44 159V160H43ZM70 159V160H69ZM85 159V160H84ZM105 159V160H104ZM161 159V160H160ZM181 159V160H180ZM5 160V161H4ZM24 160V161H23ZM47 160L52 164H50L49 162H47ZM87 160V161H86ZM262 160V161H261ZM4 161V162H3ZM9 161V162H8ZM68 161L71 162L70 165H68ZM81 161V162H80ZM99 161V160H97ZM106 161V162H105ZM137 161V162H136ZM139 161V162H138ZM142 161V162H141ZM231 159H226L224 162L221 161L220 163L218 162L216 165L218 166H214L210 172L208 171L207 173H205L203 176H200V177H195L196 180H200L201 183L203 182V185L206 186V195L204 194V198H206L205 200V207L208 211H210L211 209L212 210H215V212L217 214L220 215V218L218 219L217 222H213L212 224H210L207 228V232L204 236V239H203V242H202V248H200L198 251H186L185 248L183 246H180V245H176V243H170L168 244V246H171L169 252H172V254L174 255V264H207L208 260L210 259L209 258V253H210V250H213L214 248H216V245L217 246H225L222 250L219 251V254L217 255V258L215 260V264H225L226 261H227V258H226V254L229 250H231L234 246H243L245 245L246 243H248V247H246L249 251H253L255 252L256 254H262V258H264V245L261 246V247H258L257 245H255L252 241H249L248 237L246 236V234L244 233L245 231L242 229V226L244 225L245 221H246V212H237L236 211V208H234V206L236 205V203H231L229 204V198L233 197L231 195H229L230 193L229 192H226L227 190H225L224 187V182L226 180H230L232 182V180L234 181L236 179L237 181V178L236 177H239L237 174H234V172H237L238 171V167L239 165L236 164L235 167L236 169L233 170L232 166L234 164L231 163ZM244 161V162H243ZM261 163H260V162ZM7 162V163H5ZM30 162V163H29ZM99 162V163H100ZM112 162V163H111ZM162 162V161H161ZM194 162V161H193ZM243 162V163H241ZM25 163V164H24ZM32 163V164H31ZM44 163V166L42 165ZM46 163H49V164H46ZM55 163V164H54ZM74 163V164H73ZM83 163V164H82ZM98 163V164H99ZM137 163V164H136ZM144 163V164H143ZM54 164V166H53ZM61 164H63L61 166ZM83 166H82V165ZM112 164V165H111ZM140 164V165H138ZM158 164V163H157ZM162 164V163H161ZM164 164V163H163ZM162 164V165H163ZM30 165V166H29ZM34 165V166H33ZM56 165V166H55ZM90 165V164H89ZM137 165V166H136ZM158 168H159V172H162L159 174L158 176V179L157 177H155L156 180V183H158V186H161V191L159 193H161V197L162 199L165 200L164 202V212L166 211V214H169L170 216L173 215V214H176V211L179 213V210H184L186 209V206L188 203L187 202V196H186V192L190 191L192 189V186L193 184L195 185L196 184H199L197 183V181L194 179V177L190 179V177L188 175H185L184 173H181V172H178L174 169H170L169 166H163L160 165V163L158 164ZM259 165V166H258ZM37 166V167H36ZM71 166V167H69ZM147 166V165H145ZM220 166L221 169H220ZM225 166V168H224ZM230 166V167H229ZM43 167V168H41ZM56 167V168H55ZM88 167V168H87ZM138 167V168H137ZM8 168V169H7ZM41 168V169H40ZM59 168V170L57 169ZM115 168V169H113ZM137 168V169H136ZM163 168V169H162ZM45 171H44V170ZM72 169V170H73ZM77 169V170H76ZM136 169V170H135ZM215 169V170H214ZM23 170L26 174V176L28 177L29 174L31 176L29 181H28V178L26 177V179L23 181V182H20L21 181V178L19 179V177H24L25 174L24 172L22 173ZM40 170V171H39ZM44 172H42V171ZM139 170V172L137 171ZM14 171V172H12ZM57 171V172H56ZM62 171V172H61ZM78 171V172H77ZM136 171V172H135ZM28 172V174H27ZM34 172V173H33ZM108 172H113L112 174ZM138 172V173H137ZM177 172V173H176ZM224 172V173H223ZM22 173V175H21ZM39 173V174H38ZM40 173H42V175H40ZM60 173V174H58ZM77 173V174H76ZM82 176L79 177L81 174ZM86 173V174H85ZM102 173V172H101ZM156 173H158V170L156 171ZM179 173V175H178ZM57 174V175H55ZM220 174V175H219ZM41 177H40V176ZM55 175V176H54ZM79 175V176H77ZM84 175V176H83ZM112 175V176H111ZM223 177H222V176ZM43 176H46V177H43ZM58 178H57V177ZM108 176V177H107ZM139 176V175H138ZM216 176V177H215ZM22 177V178H23ZM43 177V178H42ZM48 177V178H47ZM109 177H112L111 179ZM205 177V178H204ZM215 177V178H214ZM53 178L54 180V183L52 182L53 180L51 179ZM62 178V180H61ZM134 178V179H135ZM203 178V179H202ZM227 178V179H226ZM229 178V179H228ZM233 178V179H232ZM44 179V181H43ZM51 181H49V180ZM79 179V180H78ZM81 179V180H80ZM185 179V180H184ZM189 179V180H187ZM193 179V180H192ZM202 179V180H201ZM219 179V180H218ZM255 179L256 177L253 176L251 178V183H255ZM59 180V181H58ZM79 182H78V181ZM83 180V181H82ZM129 182H128V181ZM177 180V181H176ZM26 181V182H25ZM56 181V182H55ZM77 181V182H76ZM116 181V183H115ZM132 181V182H131ZM158 181V182H157ZM16 182V183H15ZM18 182V183H17ZM21 184H20V183ZM30 182V183H28ZM37 182V183H36ZM43 182V183H42ZM46 182V183H44ZM50 182V183H48ZM74 182V183H73ZM113 182V183H112ZM119 182V183H117ZM191 182V183H190ZM213 182L215 184H213ZM23 183V184H22ZM26 183V184H25ZM41 183V184H40ZM49 185H48V184ZM78 183V185H77ZM109 183H111L109 185ZM186 183H187V186H186ZM200 183V184H201ZM17 184L19 185V187H17V190L19 188V191H15L13 190V188H15L17 186ZM40 187H39V185ZM56 184V185H55ZM70 184V186H69ZM74 184V185H73ZM107 184V185H106ZM116 184V185H115ZM190 184V185H189ZM213 184L214 185V190L213 192V199L208 196L209 195V191H210V185ZM221 184L223 185V187L221 186ZM256 184V183H255ZM16 185V186H15ZM29 185V186H27ZM49 187H48V186ZM55 185V187H54ZM73 185V186H72ZM75 185L76 187L79 186V188H75ZM6 186V187H5ZM15 186V187H13ZM46 186V187H44ZM59 188H58V187ZM107 186V187H106ZM120 186V187H119ZM122 186V187H121ZM174 186V187H173ZM208 186V187H207ZM221 186V187H220ZM13 187V188H12ZM28 187V188H27ZM32 187V188H31ZM42 187V189H41ZM52 187V188H51ZM187 187V188H186ZM218 187V188H217ZM255 187V185H254ZM27 188V189H26ZM71 188V190H70ZM32 189V190H31ZM37 189V190H36ZM54 189V190H53ZM78 189V190H77ZM128 189L130 191H128ZM134 189V190H133ZM186 189V190H185ZM189 189V190H188ZM25 190H28V191H25ZM107 190V192H106ZM133 190V191H132ZM14 191V192H12ZM21 191V192H20ZM31 191V192H30ZM35 191V192H34ZM80 193H79V192ZM120 191H122L123 193L125 192V194H123L122 192L120 193ZM145 191V192H144ZM18 192H19V195H18ZM27 194H26V193ZM78 192V193H77ZM105 192V193H104ZM147 192V193H146ZM183 192H184V195H183ZM187 192V193H188ZM36 193V194H35ZM108 193V194H107ZM119 193V195H118ZM146 193V194H145ZM182 193V194H181ZM208 193V194H207ZM17 194V196H16ZM123 194V195H121ZM145 194V195H143ZM178 194V195H177ZM228 194V195H227ZM72 195V196H71ZM16 196V197H15ZM175 196V197H174ZM179 196V197H178ZM223 196V197H221ZM229 196V197H228ZM72 197V198H70ZM74 197V198H73ZM146 197V199H145ZM221 197V198H220ZM225 197V198H224ZM209 198L210 201H208L207 199ZM224 198V199H222ZM12 199V200H10ZM76 199V200H75ZM101 199V200H100ZM177 199H181L179 201H177ZM226 199V200H225ZM232 199V198H231ZM34 200V201H32ZM132 200V201H131ZM163 200V201H164ZM244 199H239V202H243ZM98 201L102 202L103 206H100L98 205ZM131 203H130V202ZM177 201V202H176ZM67 202V204H66ZM76 202V203H75ZM128 202V203H127ZM167 202V203H166ZM186 202V203H185ZM227 202V203H226ZM232 202V201H231ZM75 203V204H74ZM137 205H136V204ZM180 203V204H178ZM249 203V201H248ZM100 204V203H99ZM128 204V205H127ZM183 204V205H182ZM185 204V205H184ZM8 205V206H7ZM72 205V206H71ZM74 205V207H73ZM7 206V207H6ZM68 206H70L68 208ZM99 206V207H98ZM134 206L138 209V211L136 210V208H134ZM142 206V207H141ZM145 207V208H144ZM181 207V208H180ZM185 207V208H183ZM78 208V209H77ZM100 208V209H98ZM152 208V209H151ZM73 210V213H72V210ZM149 209V210H148ZM71 210V212H70ZM81 210V211H80ZM76 211V212H75ZM148 211V212H147ZM173 211V212H172ZM32 212V213H31ZM175 212V213H174ZM181 212V211H180ZM231 212H233L232 214H230ZM72 214L73 217L72 218V223H74L75 225H69L65 222V220L68 218L66 216H68L69 214ZM76 213V214H75ZM147 213V214H146ZM142 214V215H141ZM7 215V216H6ZM178 215V214H176ZM148 216V217H147ZM175 216V215H174ZM141 217V218H140ZM146 217V218H145ZM176 217V218H175ZM175 217H171V218H168L169 221L166 222L169 223L171 220V222L169 224H167V235L170 236L171 240H172V237L174 235V233L176 232V230L178 229V219H177V216ZM128 219V223L126 224L125 223V220ZM139 220V221H138ZM148 220V221H147ZM8 221V222H7ZM11 221V220H10ZM24 223H22V222ZM129 221H131V223H129ZM175 221V222H174ZM16 223L17 221H13V223ZM76 222V223H75ZM122 222H124V226L122 224ZM7 223V224H5ZM35 223V224H34ZM138 223V225L136 226V224ZM140 223V224H139ZM33 226H32V225ZM126 224V225H125ZM147 224V225H146ZM15 225V224H14ZM12 225L13 227H15L17 225L14 226ZM36 225V227H35ZM121 225V226H120ZM147 227H146V226ZM150 229H148L149 227ZM151 225V226H150ZM171 225V226H170ZM5 226V227H4ZM136 226V227H135ZM37 228V229H35ZM42 228V229H41ZM135 228V229H133ZM144 228H147V230H143ZM34 229V230H33ZM104 229V230H103ZM130 229V230H129ZM132 229V230H131ZM140 229H141V232H140ZM103 230V231H102ZM131 232H129V231ZM145 232H143V231ZM100 231V232H99ZM134 231V232H133ZM136 231V232H135ZM260 231L262 232L261 234L264 235V227H262L260 229ZM27 232V231H26ZM139 232V234H138ZM143 232V233H142ZM158 232V233H157ZM0 233V234H1ZM102 233V234H101ZM131 234V237H126V235ZM142 233V234H140ZM126 234V235H125ZM138 234V236H137ZM2 235V234H1ZM0 235V245L2 246V244L4 243V238H3V235L1 236ZM142 236V237H139V236ZM145 235L147 236V240H146V237ZM130 236V235H129ZM134 238H133V237ZM135 236L137 238H135ZM139 237V238H138ZM3 238V239H2ZM105 238V239H104ZM133 238V239H132ZM30 239V240H29ZM108 239V240H107ZM128 239V240H127ZM135 239H139L138 240H135ZM3 240V241H2ZM27 240V241H26ZM107 240V241H106ZM133 240V241H132ZM143 240V241H141ZM2 242V243H1ZM133 242V243H132ZM25 243V244H24ZM129 245V246H130ZM144 245V246H143ZM102 246V248H101ZM139 246H143L141 249ZM105 248V249H104ZM136 248V249H135ZM126 249V248H125ZM99 250V251H98ZM132 250V251H130ZM138 250V253L136 252ZM142 252H141V251ZM5 251V252H4ZM140 251V252H139ZM131 252V253H130ZM93 253V254H92ZM142 253V254H141ZM95 254V255H94ZM100 254V255H99ZM130 256H129V255ZM98 255V256H97ZM14 257V258H13ZM136 257V258H135ZM101 258V259H100ZM129 259V261H128ZM131 259V260H130ZM134 259V260H133ZM103 260V261H102ZM108 260V261H107ZM9 261V262H8ZM84 261V262H82ZM107 261V263H106ZM110 261V263H109ZM126 261V262H125ZM134 261V263H133Z\"/></svg>",
    "mask_w": 264,
    "mask_h": 264
}]
</instances>
